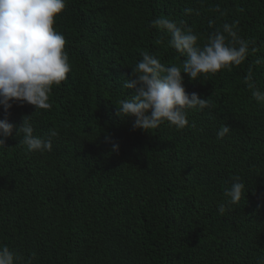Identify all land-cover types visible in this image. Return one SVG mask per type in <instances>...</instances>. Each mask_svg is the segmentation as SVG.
Returning <instances> with one entry per match:
<instances>
[{
	"label": "trees",
	"instance_id": "16d2710c",
	"mask_svg": "<svg viewBox=\"0 0 264 264\" xmlns=\"http://www.w3.org/2000/svg\"><path fill=\"white\" fill-rule=\"evenodd\" d=\"M65 2L53 27L71 71L52 107H0V119L25 117L53 145L29 152L14 129L0 147V245L32 264H264V102L245 83L251 71L264 92V0ZM160 17L183 22L200 47L238 22L249 53L230 70L182 73L186 92L208 101L187 111L195 127L133 130L116 111L141 53L181 71L186 59L152 25ZM233 182L245 184L237 204L224 194Z\"/></svg>",
	"mask_w": 264,
	"mask_h": 264
},
{
	"label": "clouds",
	"instance_id": "9594fccd",
	"mask_svg": "<svg viewBox=\"0 0 264 264\" xmlns=\"http://www.w3.org/2000/svg\"><path fill=\"white\" fill-rule=\"evenodd\" d=\"M65 0H0V107L7 113L13 106L32 105L35 109L48 110L52 107L49 94L54 86L67 79L71 71L65 38L53 27L56 18L64 11ZM191 9L186 12H191ZM183 22L160 17L152 21L154 27L170 34V45L186 59L179 67H165L155 56L142 52V60L132 69L131 77L123 87L131 90L129 99L121 100L116 115L132 120L133 130L145 132L157 129L168 122L178 130L189 125L188 110H203L208 101L197 93H187L184 77L191 80L207 74H216L222 69H231L245 61L249 53L248 41L237 36L234 28L238 22L225 23L222 31L216 29L203 47L198 46L197 35ZM211 27V22H210ZM245 83L252 89V96L264 102V92L255 88L252 73L248 72ZM23 133L21 143L29 152H51V139L34 136L28 120L14 125L7 118L0 119V147L8 137ZM230 132L229 125H222L217 138L223 139ZM56 133L52 132L51 136ZM118 145H113L117 151ZM238 181V178H237ZM224 194L231 204L240 202L245 194V184L233 182ZM226 211L224 205L219 214ZM0 264H32V259L23 261L7 245H0Z\"/></svg>",
	"mask_w": 264,
	"mask_h": 264
}]
</instances>
